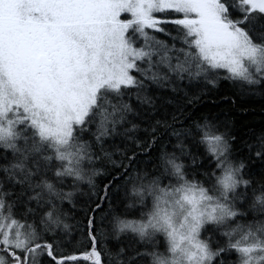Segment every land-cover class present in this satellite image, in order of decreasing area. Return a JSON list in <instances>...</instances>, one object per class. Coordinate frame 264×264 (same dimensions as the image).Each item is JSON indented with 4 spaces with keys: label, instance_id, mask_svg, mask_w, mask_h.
Segmentation results:
<instances>
[{
    "label": "snow or ice",
    "instance_id": "1",
    "mask_svg": "<svg viewBox=\"0 0 264 264\" xmlns=\"http://www.w3.org/2000/svg\"><path fill=\"white\" fill-rule=\"evenodd\" d=\"M220 79L264 93V0H0V264H264Z\"/></svg>",
    "mask_w": 264,
    "mask_h": 264
},
{
    "label": "trees",
    "instance_id": "2",
    "mask_svg": "<svg viewBox=\"0 0 264 264\" xmlns=\"http://www.w3.org/2000/svg\"><path fill=\"white\" fill-rule=\"evenodd\" d=\"M186 90L194 92L199 97V100L189 108L191 114L197 119L206 118L218 125H227L238 137V146H242L244 141L251 142L255 136L264 133V93L244 92L239 85L224 79H220L214 88L200 82L192 84ZM162 102L158 101V104ZM179 103L182 105L183 101ZM176 107L175 102L166 105L169 113L174 112ZM140 135L143 136V132ZM255 169L260 170L258 163ZM108 181V176L97 178L101 187ZM83 199L87 200L88 197L85 196Z\"/></svg>",
    "mask_w": 264,
    "mask_h": 264
}]
</instances>
